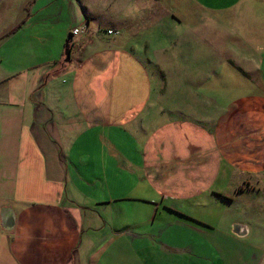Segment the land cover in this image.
Wrapping results in <instances>:
<instances>
[{
    "label": "crops",
    "instance_id": "1",
    "mask_svg": "<svg viewBox=\"0 0 264 264\" xmlns=\"http://www.w3.org/2000/svg\"><path fill=\"white\" fill-rule=\"evenodd\" d=\"M28 4L16 29L45 13L40 44L78 32L68 62L60 35L40 60L0 59V264H108L127 202L200 227L188 204L264 174V0ZM160 52L182 65L172 92L151 74Z\"/></svg>",
    "mask_w": 264,
    "mask_h": 264
},
{
    "label": "rangeland",
    "instance_id": "2",
    "mask_svg": "<svg viewBox=\"0 0 264 264\" xmlns=\"http://www.w3.org/2000/svg\"><path fill=\"white\" fill-rule=\"evenodd\" d=\"M28 2L29 0H0V59L3 64L9 61L15 66H21L40 60L48 53V45L54 47L58 35L63 40L67 38V32L59 31L54 26L48 44H40L42 40L35 38V35L39 36L42 32L40 29H44L39 28L38 20L46 19L45 13H38L32 20L27 21L29 24L16 29L17 25L21 24L19 21L24 20L22 8L26 4L29 7ZM59 5L52 4V11ZM180 6L181 21L192 24V13ZM61 21H65V16L60 15L55 25L59 26ZM106 27L107 23H102L99 30L97 27L94 29L106 36ZM261 27L262 25L256 31H260ZM80 30L82 29H79V32ZM93 32L97 34L96 31ZM111 34H114L113 31ZM70 43L72 45L71 41ZM157 54L153 55L152 59L159 63L154 64V70L150 67L151 74L154 77L159 75L160 78L157 77L156 80L160 79V82L165 76L168 80V90L172 92L177 81H180L177 86L182 84L183 78L173 77L175 72L177 73V66L181 68L182 65L171 63L167 60L166 53ZM239 81H242L241 76ZM246 180L248 182L238 187L241 194H234L230 189L237 180L232 179L223 184L222 192L228 191L226 194L233 198L230 202L204 197L188 204L187 216L206 227L179 224L175 215L166 212L163 206L159 207V212L164 211L165 217L158 215L153 222L147 221L146 217L141 218L136 212L141 206L138 202H127L125 214L123 213L125 228H121L126 234L121 236L117 244L111 241V248L105 256L107 263L264 264V174L259 179ZM162 219L163 222L168 221L169 226L162 225ZM233 223L241 225L239 229L244 228L243 233H234ZM115 224L117 225V222ZM109 237L114 238L111 234Z\"/></svg>",
    "mask_w": 264,
    "mask_h": 264
},
{
    "label": "water",
    "instance_id": "3",
    "mask_svg": "<svg viewBox=\"0 0 264 264\" xmlns=\"http://www.w3.org/2000/svg\"><path fill=\"white\" fill-rule=\"evenodd\" d=\"M72 38V34H68L67 38L65 40V44H64V62H68L69 61V52H70V41ZM241 226L234 224L233 225V231L234 233H243L244 228H242L241 230L239 229Z\"/></svg>",
    "mask_w": 264,
    "mask_h": 264
},
{
    "label": "built area",
    "instance_id": "4",
    "mask_svg": "<svg viewBox=\"0 0 264 264\" xmlns=\"http://www.w3.org/2000/svg\"><path fill=\"white\" fill-rule=\"evenodd\" d=\"M78 32V29H73L72 34H76ZM108 34L112 33V30L107 31ZM114 34H117V31H113Z\"/></svg>",
    "mask_w": 264,
    "mask_h": 264
},
{
    "label": "trees",
    "instance_id": "5",
    "mask_svg": "<svg viewBox=\"0 0 264 264\" xmlns=\"http://www.w3.org/2000/svg\"><path fill=\"white\" fill-rule=\"evenodd\" d=\"M71 44V43H70ZM55 72H58V70L57 69H55L54 71H52V72H50V73H48L46 76H48V75H51V74H55Z\"/></svg>",
    "mask_w": 264,
    "mask_h": 264
}]
</instances>
